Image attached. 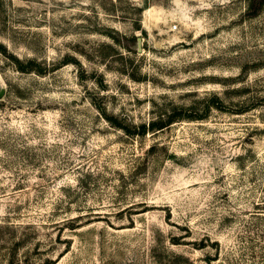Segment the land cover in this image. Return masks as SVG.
<instances>
[{
  "label": "rangeland",
  "instance_id": "obj_1",
  "mask_svg": "<svg viewBox=\"0 0 264 264\" xmlns=\"http://www.w3.org/2000/svg\"><path fill=\"white\" fill-rule=\"evenodd\" d=\"M261 2L0 0V264H264Z\"/></svg>",
  "mask_w": 264,
  "mask_h": 264
},
{
  "label": "trees",
  "instance_id": "obj_2",
  "mask_svg": "<svg viewBox=\"0 0 264 264\" xmlns=\"http://www.w3.org/2000/svg\"><path fill=\"white\" fill-rule=\"evenodd\" d=\"M262 1L263 2H261V6H257L258 9L264 7V0H262ZM249 2H253V0H248V6H250ZM133 39H135L134 36H133ZM174 119H175V117L169 116V117H167L165 119H160L158 121H152L147 126H146V124H141L139 133L143 134V133H145V131H147V129H160V128H163L166 125L174 122L175 121Z\"/></svg>",
  "mask_w": 264,
  "mask_h": 264
}]
</instances>
